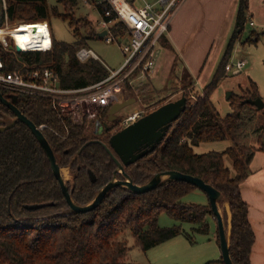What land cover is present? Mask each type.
<instances>
[{
	"label": "trees",
	"instance_id": "obj_1",
	"mask_svg": "<svg viewBox=\"0 0 264 264\" xmlns=\"http://www.w3.org/2000/svg\"><path fill=\"white\" fill-rule=\"evenodd\" d=\"M54 1L55 5H50L48 0H6L9 22L21 24L20 28L30 26L28 35L41 46L34 50H45L49 46L46 30L39 22L50 23L52 17L60 18L73 30V43L58 42L52 31L51 51L23 53L22 59L31 66L43 63L53 69L64 89H80L103 81L110 71L100 59L89 58L82 62L77 57L88 40L99 38V32L93 30L89 21L74 16L73 11L81 1ZM248 8V0H240L234 32L211 83L203 90L204 97L193 100L196 97L185 90L187 109L172 124L165 140L152 153L125 168L133 183L139 186L148 183L156 174L178 171L198 177L219 190L224 197L219 204L228 202L231 211L229 248L234 264H252L256 237L248 217L249 206L242 198L240 186L249 176L255 154L264 151V108L259 111L250 104H243L245 100L261 98L258 85L252 79L248 80V87H241L239 93H231V112L227 116L222 117L215 110L211 96L227 76L225 67L235 45L241 40L248 21ZM108 9L110 6L106 3L98 12L111 23L110 32L116 40L127 38L126 26L116 22L113 15H105ZM10 30L7 34L16 40L17 32H14L17 30ZM167 35L161 37L160 46L172 49ZM37 37L40 41L35 39ZM258 40L259 34L252 32L244 42L256 44ZM0 57L6 72H13L21 65L17 57L4 52L1 45ZM178 65L176 59L171 77L179 76ZM183 72L192 79L187 71ZM127 87L136 91L129 82ZM141 90L138 87L137 91ZM0 92L10 98L8 92ZM15 105L38 128L46 126L42 132L59 166L71 170L73 183L68 185L74 202L81 206L91 203L114 179L117 166L103 144L93 143L81 154L79 151L88 141L108 144L112 131L119 129L123 116L109 123L108 131L99 133L100 127L107 123L110 107L99 110L97 119L88 123L87 120L74 122L70 116L54 108L50 100L40 97L18 95ZM14 117L12 111L0 102V119ZM223 141H230L231 146L221 153L197 154L194 150L200 144ZM226 158L231 161V167H227ZM88 170L96 176L94 183ZM117 177L123 179L120 174ZM196 190L199 189L184 182H172L142 195L117 188L97 209L63 216L69 213L70 207L50 161L31 130L17 122L15 127L0 133V264H128L130 249L124 237L126 234L132 236L135 245L145 253L179 236L196 244L182 224L200 225L192 230L208 234L206 218L208 215L214 217L209 204L187 205L182 202ZM32 205L43 207L27 209ZM163 213L180 224L160 227L159 216ZM224 217L227 221L225 211Z\"/></svg>",
	"mask_w": 264,
	"mask_h": 264
},
{
	"label": "rangeland",
	"instance_id": "obj_2",
	"mask_svg": "<svg viewBox=\"0 0 264 264\" xmlns=\"http://www.w3.org/2000/svg\"><path fill=\"white\" fill-rule=\"evenodd\" d=\"M147 1L152 2L153 0ZM48 3L50 5L56 4L54 0H48ZM134 5L135 7H140L143 5V2L141 0H136ZM73 12L77 19H86L89 21L92 24L94 31H98L99 33L106 31V29L101 26L102 16L99 14L98 10H95L93 7L81 4L78 8H75ZM27 23L31 24L32 22ZM10 24L15 25L18 23L10 22ZM49 24L58 42H74L73 30L69 27L68 22L63 21L60 18L52 17ZM2 32H0V37L5 38V31ZM252 32L259 34L258 42L256 44H253L252 42H244L250 37ZM105 37L88 40L84 47L87 50H92L108 69L114 71L119 69L125 61V56L122 52V45L126 42L127 38H121L112 43H107ZM221 50L222 45L216 43L212 46L208 58L206 56L204 61L201 76L194 81L187 78L186 72H178V77L172 76L164 83L161 76L162 74H160L159 77L158 75L153 77L151 80L149 75L141 77L139 70H136L130 77V80L133 81V88H135L136 91L132 92L131 90H128L127 82H125L126 92L124 98L120 101L123 102L128 99H136V102L125 108L117 116L124 117L133 113L135 110H141L143 113H146L149 110H155L170 101L180 99L184 95L185 90H187L190 95L192 94L196 97V99L193 100H197L199 97L203 98V90L211 83L215 70L219 66L217 60ZM238 60H247V66L242 73L239 75L228 74L220 81L218 87L211 96L213 107L222 117L227 116L231 112L228 94L233 92L239 93L241 87H248L249 79H252L257 83L261 98L263 97L262 99L264 100V30L258 26H250V19H248L244 27L241 40L234 47L229 62L235 63ZM138 87L143 90L137 91ZM67 111L72 113L73 109ZM73 117L76 119L73 118L74 122H77L75 114H73ZM92 120L93 119L90 121ZM90 121L88 118L87 122L89 123ZM119 130L121 129L112 131L111 135ZM229 146H231L230 141L205 143L196 146L194 150L197 154L208 152L221 153ZM226 165L227 167H231V161L228 158H226ZM62 170L65 180L72 185L73 177L70 168L63 167ZM182 202L187 205L209 204L208 197L200 190L188 194L184 197ZM225 203L226 202L220 205L223 216ZM205 223L209 225L208 234H199L192 230L193 227L198 228L200 225L193 226L190 224H182L183 229L187 233H190L194 240L197 241L196 244H190L184 236H179L146 253L143 252L140 247L135 245L132 236L126 234L124 237L128 240V247L130 249L127 261L128 264H208L209 260L206 261L207 259H205V257L212 254L213 250L219 251L220 259L221 253L218 243L219 232L217 222H215L213 216L208 215ZM179 224L180 223L177 220L170 218L165 213L159 216L158 225L162 228H168Z\"/></svg>",
	"mask_w": 264,
	"mask_h": 264
},
{
	"label": "built area",
	"instance_id": "obj_3",
	"mask_svg": "<svg viewBox=\"0 0 264 264\" xmlns=\"http://www.w3.org/2000/svg\"><path fill=\"white\" fill-rule=\"evenodd\" d=\"M80 1L82 5L91 6L95 10H99L100 6L107 3L110 9L105 12V15L107 17L113 15L116 22L123 23L128 29L126 42L122 45V52L125 56L123 65L114 71L109 69V76L101 82L80 89H64L60 85L58 74L53 69L45 67L43 63L36 67L29 65L24 60L21 61L23 53L52 50L53 35L48 21L40 22L46 27L48 33V49H23L11 35L6 34L5 38L0 37L2 50L14 54L21 64L13 72H6L5 63L0 57V90L8 92L10 96L27 95L50 100L54 108L61 114L70 116L72 120L73 114H75L77 122L88 120V118L89 121L96 120L99 110L120 102L126 92L125 82L133 85L130 77L136 70H139L141 77H146L157 70L160 39L169 33L171 22L185 0H153L152 2L141 0L143 5L140 7H135L136 0ZM32 25H36V23ZM250 25L254 26V23L250 21ZM20 26L19 23L10 24L6 0H1L0 32L12 28L18 30ZM101 26L108 31L105 37L107 43L117 41L110 32V22L102 18ZM35 39L37 40L38 37ZM38 40L40 41V39ZM16 46L20 47L23 53H17ZM77 57L82 62L89 58L99 60L92 50L85 48L78 51ZM246 66L247 60L229 62L225 71L227 75H239ZM70 109H73L72 113L67 111ZM144 115L143 111L135 110L124 116L119 129L130 126ZM45 128L44 125L39 127L41 131Z\"/></svg>",
	"mask_w": 264,
	"mask_h": 264
},
{
	"label": "water",
	"instance_id": "obj_4",
	"mask_svg": "<svg viewBox=\"0 0 264 264\" xmlns=\"http://www.w3.org/2000/svg\"><path fill=\"white\" fill-rule=\"evenodd\" d=\"M107 34V30L103 31L99 33V37L104 38ZM15 50L17 53H23L22 49L18 46L15 47ZM22 60L23 59H21V61ZM230 96L231 93L228 94V98H230ZM17 98L18 97L16 95H11L10 98L7 99L0 92V102L12 111L15 116L14 118L0 119V133H5L7 130L15 127L17 122L23 123L31 130L41 145L43 151L46 153L50 161L53 174L59 182L62 193L70 207L69 213L62 214L63 216L73 213H87L97 209L117 188H125L132 194L142 195L172 182H184L197 187L208 197L209 205L218 226L222 261L224 264H234L230 256L229 248L231 231L228 230V223L221 212L219 203L224 199V197L219 190L198 177L183 174L178 171H168L156 174L148 183L139 186L134 184L131 177L125 172L126 167L136 164L140 159L152 153L165 140L172 124L187 109L188 100L184 95L178 100L170 101L158 107L130 126L113 133L109 138L108 144H104L103 142L96 140L88 141L82 147L79 154H81V152L90 144H103L107 153L117 166V169L114 172V179L99 191L91 203L85 206L76 204L72 199L68 182L63 176V170L57 162L54 151L52 150L43 132L16 107L15 104ZM135 102L136 99H128L126 101L113 104L109 109L107 123H105L102 128H104L105 131H108V123L116 121L117 115ZM243 104H250L259 111L264 108V100L261 98L257 100L248 99L245 100ZM88 174L91 181L94 183L96 181V176L91 170H88ZM118 174H120L123 179H119L117 177ZM41 207H43V205H32L27 206V209L34 210Z\"/></svg>",
	"mask_w": 264,
	"mask_h": 264
},
{
	"label": "crops",
	"instance_id": "obj_5",
	"mask_svg": "<svg viewBox=\"0 0 264 264\" xmlns=\"http://www.w3.org/2000/svg\"><path fill=\"white\" fill-rule=\"evenodd\" d=\"M239 2L240 0H185L175 14L167 35L172 49L160 46L158 67L149 75L150 79L162 74L164 83L167 82L177 59V71H187L194 81L201 76L206 56L208 58L216 43L222 45L217 60L220 63L235 29ZM248 3V19L255 27L264 30V0H248ZM240 190L243 200L249 206L248 217L256 237L251 263L264 264V151L255 154L249 167V176L241 184ZM224 211L227 214L228 230L231 231L232 216L228 202L224 204ZM219 255V251L213 250L205 259L209 260L208 263L220 261L222 258L219 259Z\"/></svg>",
	"mask_w": 264,
	"mask_h": 264
},
{
	"label": "bare ground",
	"instance_id": "obj_6",
	"mask_svg": "<svg viewBox=\"0 0 264 264\" xmlns=\"http://www.w3.org/2000/svg\"><path fill=\"white\" fill-rule=\"evenodd\" d=\"M29 27L30 26H22L20 30H17L14 32V33L17 32V34H15L16 41L21 45L23 49H40L41 46L36 41H34L30 35H28L29 34L28 31H30ZM43 27L46 30V27L44 25ZM7 32L8 30L5 31V35L7 34ZM46 34H47L48 45H49V37H48L47 30H46Z\"/></svg>",
	"mask_w": 264,
	"mask_h": 264
},
{
	"label": "flooded vegetation",
	"instance_id": "obj_7",
	"mask_svg": "<svg viewBox=\"0 0 264 264\" xmlns=\"http://www.w3.org/2000/svg\"><path fill=\"white\" fill-rule=\"evenodd\" d=\"M117 118H118V116H117ZM102 127H103V126H101L100 129H99V133H103V131H105V129L102 128Z\"/></svg>",
	"mask_w": 264,
	"mask_h": 264
}]
</instances>
